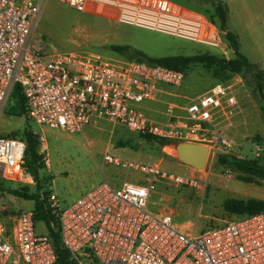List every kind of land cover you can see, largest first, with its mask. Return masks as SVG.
Returning a JSON list of instances; mask_svg holds the SVG:
<instances>
[{
    "label": "built area",
    "instance_id": "1",
    "mask_svg": "<svg viewBox=\"0 0 264 264\" xmlns=\"http://www.w3.org/2000/svg\"><path fill=\"white\" fill-rule=\"evenodd\" d=\"M60 1L86 14L230 51L210 15L174 0ZM44 4L0 0V110L19 86L26 117L41 127L77 132L105 120L175 142L205 144L208 157L229 153L232 139L226 127L240 107L235 86L219 82L184 103L166 100L163 118H158L148 112V103L158 95H173L171 88L182 84L183 71L113 53L62 49L37 30ZM37 135L38 151L48 165L45 135ZM25 148L21 138L0 134L2 178L32 182ZM253 154L259 156L261 149ZM104 165L125 177L105 176L66 207L54 193L46 195L61 245L75 264H264V210L230 214L199 232L184 231L171 213H151L147 205L158 182L194 186L197 179L108 152ZM56 260L49 235L35 231L32 210L0 217V264Z\"/></svg>",
    "mask_w": 264,
    "mask_h": 264
},
{
    "label": "rangeland",
    "instance_id": "2",
    "mask_svg": "<svg viewBox=\"0 0 264 264\" xmlns=\"http://www.w3.org/2000/svg\"><path fill=\"white\" fill-rule=\"evenodd\" d=\"M174 1L207 16L213 13L211 0ZM234 1L236 6L241 4V0ZM252 11L255 14L257 10L254 8ZM250 15L246 12L242 16V22H249ZM253 22L258 26L260 20L256 18ZM37 30L62 49L112 54L110 45L127 44L154 57L205 52L227 58L233 56L232 51L228 49L225 54L218 47L86 14L60 0H45ZM241 36L245 49L249 47L252 52L253 46L260 45L264 48V28L250 32L246 29ZM221 38L224 43L222 34ZM221 80H223L221 83L233 85L238 89L242 104L244 101L248 107L246 111L253 112L256 121L251 127L243 130L242 138H231L229 134L232 139L229 154L255 158L253 152L259 147L261 154L257 157H261L264 162V99L246 82L243 74H230L219 78L214 76L209 67L200 63L191 64L186 70L182 84L171 88L173 95L162 97H167L166 100L169 101L184 103ZM20 103L14 90L0 110V134L19 137L25 128L44 134L48 147V165L43 163L39 169L40 187L34 178L31 183L20 184L0 176V217L13 216L34 208V200L14 195L12 193L14 189L27 187L26 193H37L41 196L52 192L57 196L59 205L66 207L103 181L105 176L117 180L124 178L123 171L108 165L102 166L105 152L126 159L155 163L168 173L197 179L198 184L194 186L175 181L158 182L157 189L147 205L151 213H171L175 225L184 231L199 232L227 220L230 214L222 206L227 197L247 198L251 195L257 198L264 197V183L259 186L245 183L238 180L234 173L224 171L216 163V158L220 154L218 151L208 157L204 168L196 169L177 159L174 152L177 142L173 140L171 141L174 143L162 146L154 140L147 139L141 135L142 133L105 120L77 132L53 130L41 127L28 119ZM161 104L160 109L155 105L154 109L163 110L165 104ZM148 112L154 116L158 114L157 111ZM35 231L47 233V226L43 220L35 221Z\"/></svg>",
    "mask_w": 264,
    "mask_h": 264
},
{
    "label": "trees",
    "instance_id": "3",
    "mask_svg": "<svg viewBox=\"0 0 264 264\" xmlns=\"http://www.w3.org/2000/svg\"><path fill=\"white\" fill-rule=\"evenodd\" d=\"M211 3L213 6L211 19L218 27L223 40L233 53V56L230 58L210 52L194 55H166L154 57L127 44H113L110 45L109 48L113 54L125 59H133L153 65L159 64L181 70L184 73V78L189 66L196 63L209 67L214 76L219 78L227 77L230 74H243L246 82L252 85L253 90L258 93L259 97L264 99V70L257 64L252 63L248 57L241 52L238 35L227 26L228 8L226 4L222 0H211ZM222 81L223 80L219 82ZM14 90H16L18 99L21 102L20 106L22 111L25 113L24 98L20 92L19 86H16ZM141 135L149 140L156 141L162 146L174 143L171 140L159 138L151 134ZM19 138L26 143L25 166L39 186L40 179L38 172L43 166V161L42 155L38 151V135L31 129L25 128ZM216 163L224 171L234 173L238 180L258 186L262 185V180L264 179V162H262L261 157L239 158L229 153H221L217 156ZM26 190L27 187H23L22 189L12 190V193L24 199L34 200V208L32 209L34 221L43 220L45 222L47 234L57 254L56 264H75L73 260H71L69 252L61 245L58 225L55 218L50 213L46 200L47 194L44 193L41 196L37 193H26ZM222 206L229 214H254L264 210V199L255 197H227L224 199Z\"/></svg>",
    "mask_w": 264,
    "mask_h": 264
},
{
    "label": "crops",
    "instance_id": "4",
    "mask_svg": "<svg viewBox=\"0 0 264 264\" xmlns=\"http://www.w3.org/2000/svg\"><path fill=\"white\" fill-rule=\"evenodd\" d=\"M222 1L226 4L228 8L227 26L231 31L235 32L238 35L241 52L244 53L252 63L257 64L261 69L264 70V48H261L260 45L253 46L252 52L249 49V47H246L245 49L244 42L241 36L242 32L246 29H248L250 32V31H257L258 28H262V29L264 28V0H252V1L251 0H247V1L241 0L240 1L241 4L237 6L234 5L233 3L235 2L234 0H222ZM254 8L257 10L255 14H253V11H252ZM246 12H248V14H251L250 15L251 22L255 21L256 18L257 20L258 19L260 20L258 26L254 25L255 22H253V24L250 21L249 22L246 21L244 23L242 22V16ZM250 53L252 55H250ZM165 102H166V99H164L162 95H158V99L150 102L149 107L151 108L152 111L154 112L157 111L158 114L156 116H162V113H161L162 110H156L154 109L153 106L155 105L157 109H160L159 107H161L162 105L161 103H163L164 105ZM239 102H240V107H239L238 112L233 118V123L231 121L232 124L230 123L226 127L227 133L231 134V138L234 137L235 139L242 138V133H244L243 130L248 129L249 127L253 125L254 122H256L254 113L251 112L250 110L246 111L248 107L245 106L246 104L244 101L242 104L240 96H239ZM250 197H255V196L251 195ZM260 198L264 199V197H260Z\"/></svg>",
    "mask_w": 264,
    "mask_h": 264
},
{
    "label": "water",
    "instance_id": "5",
    "mask_svg": "<svg viewBox=\"0 0 264 264\" xmlns=\"http://www.w3.org/2000/svg\"><path fill=\"white\" fill-rule=\"evenodd\" d=\"M175 154L178 160L196 169L204 168L209 150L205 144L196 142H177Z\"/></svg>",
    "mask_w": 264,
    "mask_h": 264
},
{
    "label": "bare ground",
    "instance_id": "6",
    "mask_svg": "<svg viewBox=\"0 0 264 264\" xmlns=\"http://www.w3.org/2000/svg\"><path fill=\"white\" fill-rule=\"evenodd\" d=\"M175 152V151H174Z\"/></svg>",
    "mask_w": 264,
    "mask_h": 264
}]
</instances>
